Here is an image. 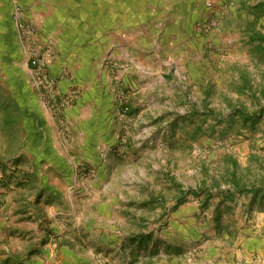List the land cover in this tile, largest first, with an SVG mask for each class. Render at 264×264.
<instances>
[{
  "label": "rangeland",
  "instance_id": "obj_1",
  "mask_svg": "<svg viewBox=\"0 0 264 264\" xmlns=\"http://www.w3.org/2000/svg\"><path fill=\"white\" fill-rule=\"evenodd\" d=\"M203 6L204 14L195 26L204 36L207 23L215 22L213 33L219 28L220 4L214 0L209 9L204 1ZM221 6L228 25L222 18L221 24L230 30L218 50L211 52L207 45L203 50L182 53L180 61V55L172 56L176 50L168 47L159 64L155 56L143 54L146 49L138 52L134 48L130 53L103 48L95 54L98 76L105 77L111 88L116 127L115 134H107L95 146L80 147L82 150L73 143L76 135L70 129L71 121L67 123L63 117L64 110L73 106L81 93L71 81V68L64 67L66 71L60 76L71 82L65 93L59 92L70 102L54 112L34 82L29 57L34 50L41 54L49 51L47 69L51 74L48 61H55L59 51L55 44L39 47L38 43L23 40L18 32L26 48L29 80L24 76L19 80L22 75L14 72V76L7 77V84L0 82V96L6 85L15 90L26 81L38 97L40 120L46 117L51 123V144L64 154V161L53 159L52 168L43 176L53 188L47 200L51 208L49 224L54 227L51 243L41 241L40 246L50 244L53 253H24L22 261L32 258L38 264H211L213 253H228L227 264H232L229 253H240V262L234 264H264V212L248 207L249 195L224 203L214 196L207 207L202 204L204 194H188L183 203L175 202V185L184 191H200L212 186L214 176L221 189H226L219 178L230 166L226 155L235 159L241 169H247L243 172L246 179L258 178L263 172L264 116L254 127L243 126L240 120H229L227 116L229 102L250 111L258 105L264 107V98L258 92L264 85V62L234 30L236 20H244L226 14V8ZM87 21L93 23L90 18ZM261 25L264 32V18ZM149 36L157 42L161 40L159 34ZM63 51L66 57L69 52ZM187 57L189 65L183 64ZM143 63L145 70L140 67ZM243 69L253 79L259 103L233 91L234 79ZM124 104L131 109L133 106L135 114L123 115ZM16 163L9 161L8 168L0 167V191L18 184L17 177H13ZM151 196L162 201L146 204ZM141 233L146 235V244L132 238ZM7 262L17 264L10 257Z\"/></svg>",
  "mask_w": 264,
  "mask_h": 264
},
{
  "label": "crops",
  "instance_id": "obj_2",
  "mask_svg": "<svg viewBox=\"0 0 264 264\" xmlns=\"http://www.w3.org/2000/svg\"><path fill=\"white\" fill-rule=\"evenodd\" d=\"M204 1L0 0V82L7 84V77L12 74L14 76V72L18 76L22 75L19 80H24L23 76L29 80L26 48L13 18L14 6L18 5L22 10L18 20L35 27L37 31L32 43L40 44L39 47L55 44L59 51L55 61H48L51 75L58 78L63 70L66 71L64 67L71 68V81L80 89L77 101L63 112L66 122L71 121L70 129L76 135L73 143L78 146V150L87 144L95 146L107 134H115L116 127L112 117L111 88L105 77L99 78L100 70L95 58V54L103 48L130 53H134V48L138 52L146 49L143 54L155 56L158 64L164 56L163 51L168 47L179 53L175 52L172 56L180 55V61L183 59L182 53L186 55L188 51L192 53L203 50L207 45L212 52L222 47L226 40L223 37L230 30L221 24L222 18L228 25L221 5L226 8V14L244 20L240 23L236 20L234 30L248 45L243 30L246 19L252 18L244 7L254 6L263 0H216L220 4L219 28L216 33L211 30L203 36L196 26L204 14ZM232 3H236L235 6L232 7ZM89 18L92 24L87 21ZM262 19L256 30L261 31ZM157 34L161 38L158 42L149 36ZM63 50L69 52L66 57ZM187 60L188 57L183 64L191 63ZM140 67L142 70L147 69L144 63ZM71 81L60 76L58 92L65 93ZM10 82L13 83V79ZM40 108L36 93L26 81L23 87L18 84L15 90L7 85L1 90L0 167L8 168L9 161L18 162L13 168L14 174L9 172L17 177L18 184L0 191V264H15L7 262L9 257L16 259L17 264H38L32 258L22 261L25 257L23 254L53 253L50 244L40 246L41 241L51 243L50 234L54 227V224H49L51 208L47 200L53 188H50L43 176L52 168L53 159L64 161V154L51 144V123L46 117L43 119L41 116L40 120ZM133 108L131 111L135 114ZM226 254L213 253L211 264H227L229 258L226 259ZM229 255L232 264L240 262V253Z\"/></svg>",
  "mask_w": 264,
  "mask_h": 264
},
{
  "label": "trees",
  "instance_id": "obj_3",
  "mask_svg": "<svg viewBox=\"0 0 264 264\" xmlns=\"http://www.w3.org/2000/svg\"><path fill=\"white\" fill-rule=\"evenodd\" d=\"M248 16H251L252 19H246L245 27L243 32L245 33L248 39V46L251 48V51H255L258 53V57L260 61L264 62V32L256 30V26L260 19L264 18V0L257 3L254 6H245L244 7ZM245 70V69H243ZM258 88V87H257ZM256 88L254 87L253 79L250 76L248 71H242L236 79H234V89L233 91L238 95H247L250 96L251 99L258 101L259 98L255 97ZM260 96L264 98V85L260 86L258 91ZM205 94H209L206 92ZM260 97V98H261ZM126 111L125 113L130 116L132 115L131 107L129 105H124ZM229 115L227 116L229 120H233L236 118L240 120L243 126L254 127L257 122L264 116V107L262 105H258V108L250 111L247 107L241 104L232 105L229 102ZM123 108V109H124ZM195 112V111H194ZM225 158L230 163V166L225 168V172L219 178H222V182L225 184L226 189H221V184L218 181V178H212V186L208 189L205 187L199 190H182L180 185H175L178 190V195L175 199L176 205L183 203L186 195L192 194L194 196H200L202 194L205 195L203 206L207 207L208 202L214 197H220V203L224 202H233L236 196L240 195H249V203L248 207H256L257 210L264 212V166L263 172L258 178L253 180L246 179L245 174L243 172L247 171V169L243 170L238 166V163L231 156H225ZM212 188L215 190L212 192ZM162 201V198H158L155 196H151L149 201L146 204H152L158 201ZM135 240H138L139 243L147 242V238L145 234H138L132 237ZM157 254V253H156ZM168 254V253H166Z\"/></svg>",
  "mask_w": 264,
  "mask_h": 264
},
{
  "label": "built area",
  "instance_id": "obj_4",
  "mask_svg": "<svg viewBox=\"0 0 264 264\" xmlns=\"http://www.w3.org/2000/svg\"><path fill=\"white\" fill-rule=\"evenodd\" d=\"M214 0H206V8L212 9ZM22 10L18 5L14 6L13 18L16 20L17 30L23 40L31 41L36 36L35 27L25 24L18 20L21 16ZM216 26L215 22H209L204 26V32H209ZM201 30V29H200ZM34 49V48H32ZM49 58V51H45L43 54L38 53L36 50L32 51L29 57V66L33 73V79L38 89H40L47 98L50 108L56 112L62 107L68 106L70 100L68 97H63L59 94L56 88L57 79L56 77L49 74L47 69V59ZM71 100L73 97H70ZM126 109H122V114L125 113Z\"/></svg>",
  "mask_w": 264,
  "mask_h": 264
}]
</instances>
